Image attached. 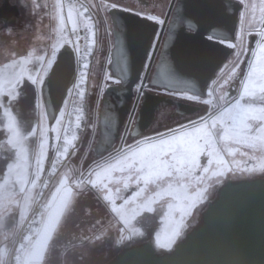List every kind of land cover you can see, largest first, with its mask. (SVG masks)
Returning <instances> with one entry per match:
<instances>
[{
	"label": "rangeland",
	"instance_id": "374dc122",
	"mask_svg": "<svg viewBox=\"0 0 264 264\" xmlns=\"http://www.w3.org/2000/svg\"><path fill=\"white\" fill-rule=\"evenodd\" d=\"M54 1L51 0L52 3ZM59 1L61 2V0ZM83 1L95 14L98 0ZM239 1L241 2V0ZM245 5H247L249 14L248 20L253 21L254 26L242 25L240 20L238 36L243 32L244 39L241 42L237 38L235 51L222 67L225 68L233 61L240 65L237 69V78L230 81L229 85H225L229 97L237 96V91L241 89L240 81L250 71V62L257 73L254 80L256 84L259 83L260 48L257 41L260 39L258 32L261 29L259 24L262 15L261 0H244L241 13L245 11ZM66 14L72 17L70 25L68 23L70 19ZM48 17L47 14H37L34 18V65L45 49H48L49 52L45 63L40 66L38 71L34 72V77H43V81L48 71H41L42 67L46 69V61L54 60L59 48L68 44V28L76 27L82 22L80 15L74 12L73 7H69L67 11L63 9L60 24H50ZM96 24L100 39L102 36L100 25L98 22ZM12 49L11 45L7 46L2 54L4 61L10 57ZM66 49L68 48L62 50ZM103 49V45L100 44L97 47L96 56L101 55ZM237 52L241 53L239 58L236 56ZM253 52L256 54L253 55ZM103 57L102 55L101 59ZM101 59L94 69L96 74L100 70L99 66L102 65ZM4 64L7 65L6 62ZM104 75L102 74V77ZM219 75H221L220 71L214 79H217ZM229 75H231V66L225 68L223 74L225 79ZM220 83H223V80ZM211 85L212 82L204 97L196 96L198 97L196 101L202 106L200 111L170 124L167 122L161 124L156 119L143 135L135 137L134 143L136 144L137 141L143 140L145 137H156L160 134H164V138L167 139L170 130L177 129L181 125H188L190 121L199 120L201 116H207L213 105L219 108L223 104L220 99L223 93L217 86L215 93L210 96ZM41 87L40 83L34 84V94L38 99V103L34 107L25 106L28 92L25 78L11 90L13 98L8 100V105L15 109L20 122H17L8 112L1 110L0 250L3 251L0 252V264H8L9 242L36 198L50 153L55 145L57 132L62 123L64 105H61L60 112L58 111L56 117H50L45 104L41 103ZM102 89L101 85L100 94ZM205 100L210 103H203ZM92 101L87 88L85 103L81 105L84 126L76 132L72 142V145H75L80 137V144L74 148L70 156L65 158L60 167V169L62 168L60 174H58L59 169L55 174L48 176L45 181V201L52 191L56 177L64 176L67 172H70V178H73V175L84 173L88 186L83 191L73 192L74 201L70 202L66 217L54 231L44 264H53L55 262L53 259L57 258L64 259L66 264L78 262H80L79 264H105L123 250L147 240L160 252L171 250L192 228L200 223L202 212L207 203L216 197L219 187L225 181L264 177V133H259L247 143L230 144L232 155H229L228 151H224L218 157L213 156L214 163L211 166L207 164L209 157L202 154L199 158L202 167L195 171L191 182H188L186 178L183 182L184 187L173 183V194H165L152 200L151 211H149L146 207L148 198L155 196V193L160 191L159 188L149 185L145 192L136 196L135 193L144 187L143 183L137 184L134 179H127L130 174L126 171L109 172L107 170L108 164H116L118 158L116 154H110L98 162L91 161L89 163L92 159L90 149L98 131L99 103L95 102L92 105ZM36 109L38 113L35 114ZM25 112L32 113L33 117L26 115ZM216 115H219V112ZM185 131L192 133L193 129L187 128ZM109 157L112 159L109 160ZM100 165H104V167H99ZM203 166H208L209 172L204 173ZM213 172L222 174L213 175ZM94 181L95 183H93ZM164 187L167 188L168 185H164ZM83 198L84 200H95V203L77 206L75 200L79 201ZM170 242L171 247L162 246Z\"/></svg>",
	"mask_w": 264,
	"mask_h": 264
},
{
	"label": "water",
	"instance_id": "95a60500",
	"mask_svg": "<svg viewBox=\"0 0 264 264\" xmlns=\"http://www.w3.org/2000/svg\"><path fill=\"white\" fill-rule=\"evenodd\" d=\"M172 3L173 0L170 7ZM241 7L239 0H176L147 85L204 95L233 51L210 37L233 41ZM108 13L113 26L109 70L118 82L103 88L97 137L91 147L95 158L123 144L131 120V102L135 107L140 97L134 94V85L141 77L157 28V23L129 11L110 8ZM64 48L69 50L74 74V54L69 44L59 49L49 71ZM144 76L147 78V71ZM160 102L175 103L187 112L199 109L198 105H179L171 97L144 91L131 137L151 124ZM105 264H264V177L225 181L216 197L207 203L200 223L172 250L157 253L147 240L123 250Z\"/></svg>",
	"mask_w": 264,
	"mask_h": 264
},
{
	"label": "snow or ice",
	"instance_id": "6c2138e0",
	"mask_svg": "<svg viewBox=\"0 0 264 264\" xmlns=\"http://www.w3.org/2000/svg\"><path fill=\"white\" fill-rule=\"evenodd\" d=\"M244 3V0H241ZM262 15L259 19L261 29L258 32L260 39L257 41L260 48V73L258 76L259 83L256 84L254 77L257 76L255 68L252 67L250 62V71L244 79L240 81L241 89L237 91L236 97H229L225 85H229L230 81L237 78V69L240 65L238 63L230 62L225 68L231 66V75L224 78L223 74L225 68L220 70L221 75L212 81L209 95H213L219 86L223 95L220 99L223 104L217 108L213 105L211 111L207 116H201L199 120L190 121L188 125H181L177 129H172L167 134V139L164 138V134H160L156 137H145L143 140L137 141L136 145L128 146L126 149L121 150L118 153L116 164H108L107 170L128 172L130 175L127 179H134L137 184L143 183L144 187L140 188L135 193L136 196L145 192L149 185H155L160 189L155 193V196L148 198V205L146 207L151 211L150 204L152 200L157 199L165 194L172 195V184H179L184 187L183 182L188 179L191 182V178L198 168H201L200 156L203 154L208 159V166L213 165V156H219L221 152L228 151L229 155H232V150L229 148L230 144L247 143L250 139L255 137L259 133H264V0H261ZM112 9L117 8V4H111ZM140 15V13H136ZM247 5H245V11L241 13V24H250L254 26L253 21L248 20ZM149 20L156 21L155 16L146 17ZM69 19L72 17L69 15ZM162 23V20L158 21ZM75 32V27H74ZM213 39L215 37H212ZM238 39L242 42L244 39L243 32L238 36ZM228 47L234 48L237 45L229 43ZM157 47L156 40H153V44L150 47L147 59L150 61L154 55ZM76 51L80 49L77 46ZM88 51H91L89 48ZM256 53L253 52V55ZM241 55L240 52L236 53L237 58ZM45 63V58H39ZM54 60L49 59L46 61L47 68L42 67L41 71H49ZM149 64H145V69L149 68ZM88 65L85 64L84 68L87 69ZM32 84L43 82V77H28ZM83 79V74L81 75ZM111 79L110 75H105V80ZM146 76L140 77V83L136 85L137 93L142 96L143 89L147 87L143 83ZM223 80V83H220ZM157 87L159 85H156ZM80 83L73 85V89L79 88ZM69 91H72L71 89ZM165 92L168 95L180 96L188 100H196L198 97L195 95H185L186 90L165 88ZM81 95L84 93L81 91ZM205 104H209L210 101H203ZM219 112V115L216 113ZM130 115H134L131 113ZM193 129L192 133H188L185 129ZM179 134V135H177ZM202 141V143H201ZM67 151V149L65 150ZM112 157H109L111 160ZM203 166V172H209V167ZM99 167H104L100 165ZM222 173L213 172V175H220ZM202 179V177H201ZM95 183V181L93 182ZM164 185H168L167 188ZM127 187V183L125 184ZM178 234V233H177ZM164 247H171V242ZM3 250H0L2 252Z\"/></svg>",
	"mask_w": 264,
	"mask_h": 264
},
{
	"label": "flooded vegetation",
	"instance_id": "af4514ba",
	"mask_svg": "<svg viewBox=\"0 0 264 264\" xmlns=\"http://www.w3.org/2000/svg\"><path fill=\"white\" fill-rule=\"evenodd\" d=\"M171 1L172 0H98L96 2L97 10H96V13L94 14V17H95L96 22H98L100 25V32L102 36H100L101 38L99 39V35H98L96 51H95V54H94V57L91 63L90 72L88 76L87 88H88L90 96L93 99L92 105L93 103L97 102L99 103V107H100L102 93L100 94L99 90H100L101 85H102V88H104L105 84L118 82L117 78L110 75V70H109V62L111 59V48L113 46V33H112L113 26H112L110 15L108 13V10L111 8V4L112 3L117 4L116 9L129 11L134 14L140 13L139 16H142V17L155 16L157 18L156 21L151 20L152 22L157 23V28H156V32L154 34L153 40H156L157 42V39L159 37L160 39H159V42L157 44V47L155 49L152 59L149 61L146 58L144 65H143L142 72H141V76H142L144 75L145 71H147V78L145 82H143L145 85H147L152 73L154 72L156 68L157 60L162 50V46H163L162 42L165 36V32L167 30V26L169 23L172 10L176 3V0H173L172 6L170 7ZM62 11H63V8L59 0L58 1L55 0L53 3L51 2V0H0V58H1L0 59V116L2 114L1 110L3 109L5 112H8L12 117H14L17 120V122H20L15 109L12 106L8 105L9 104L8 100L13 98V91H11L13 87L17 85L18 83H20L22 79L24 78L28 85V92H27V96L25 99V106L34 107L35 105H37L38 99L36 95L34 94V84H32L31 80H29L28 77L29 76L34 77V72L38 71L40 66L42 65V62L39 58L44 57L46 60L47 56L49 55V52H48V49H45L40 54L38 60L36 61L34 65V18L36 17L37 14L39 15L47 14L49 16L48 17L49 23L52 25L53 24L57 25L61 23ZM240 15H241V9L239 10L238 23H237V27L235 30V39L233 41H230L227 39H218V38H214V39L226 45L229 43L235 44L238 38V34H239L238 33L239 24L241 20ZM159 20H162L163 22L159 23L158 22ZM162 26H163V30L161 31ZM160 32H161V35H160ZM98 33H99V30H98ZM153 40H152V44H153ZM100 44L103 45L104 49L101 55L96 56L97 47ZM9 45L13 47L12 53L10 57L4 61L2 59V54L3 52H5V49ZM234 51H235V47L233 48V51L228 55V58ZM102 55L104 57L101 59ZM95 56H96V59L94 60ZM100 59L102 61L101 62L102 65L99 66L100 70H98L96 74L94 69H96L98 61ZM4 62H6L7 65H5ZM225 62L217 70L216 75L220 71V69L223 67ZM146 63L150 65L147 70L145 69ZM102 74L110 75L111 79H108L106 81L105 75L102 77ZM68 80H69V77L66 76L65 78L66 83ZM212 80L210 81L208 86L211 84ZM138 82H141L140 79L138 80ZM208 86L206 87V90L208 89ZM144 91L171 97L176 102H178L179 105L180 104L198 105L199 109L194 112H187L184 109V107L180 108L175 103L165 104V103L160 102L159 105L155 109V113H154L151 124L142 133H140L136 137L143 135V133L147 129H149L151 125H153L156 119H158L159 123L161 124H164L166 122L168 124L175 123L176 121L183 120V117H188L191 114L200 111L202 108V106L198 104V101L196 100H188L180 96H172V95L166 94L165 87L147 85V87L143 89V92ZM136 93L137 91L134 89V94L136 95ZM40 95L42 98L41 103L44 104V98L42 95V87L40 88ZM185 95H195V96H202V97L205 96V94L198 95V94L191 93L189 91H187ZM140 102H141V96L139 97V100L137 104L135 105V107L133 105V101L131 102L129 114L134 113V115H131L129 128L126 132L121 148L124 147L125 145H128V146L136 145L134 143L135 137L130 136V130L137 118L138 110L140 108ZM98 111H99V108H98ZM36 113H38L37 109H36L35 114ZM58 113L55 115V117L58 115ZM25 114L29 115L31 118L33 117V114L30 112L29 113L25 112ZM117 145H118V142L115 144L114 148H116ZM120 149L112 153H116ZM110 154H107V155H110ZM103 157L104 156H102L100 159H102Z\"/></svg>",
	"mask_w": 264,
	"mask_h": 264
},
{
	"label": "built area",
	"instance_id": "2783aa9c",
	"mask_svg": "<svg viewBox=\"0 0 264 264\" xmlns=\"http://www.w3.org/2000/svg\"><path fill=\"white\" fill-rule=\"evenodd\" d=\"M61 5L64 10L73 7L82 20L75 27V32L74 27H69L67 30L68 44L74 54V77L64 96L62 123L57 132L55 145L50 153L40 189L28 213L9 242L8 264H18L17 257H19V264H29L26 261V254L42 227L48 209V203L44 200L45 181L48 176L58 172L65 158L74 150L76 146L72 145V142L75 134L84 126L81 105L85 103L88 76L98 41V26L95 22L94 12L83 0H61ZM77 46L80 49L79 52L76 51ZM89 48L91 51H88ZM85 64L88 65L87 69L84 68ZM82 74L83 79H81ZM78 82L80 87L73 89V85ZM138 83L140 82L134 85L135 90ZM70 89L72 91H69ZM81 91L84 93L83 96ZM66 149L67 151H65ZM70 182L72 185L87 184L84 173L73 176L70 178Z\"/></svg>",
	"mask_w": 264,
	"mask_h": 264
},
{
	"label": "crops",
	"instance_id": "0c3cea01",
	"mask_svg": "<svg viewBox=\"0 0 264 264\" xmlns=\"http://www.w3.org/2000/svg\"><path fill=\"white\" fill-rule=\"evenodd\" d=\"M74 12H75V10H74ZM67 17H69V16L67 15ZM71 20H68L69 25L72 22ZM71 64H72V61L70 60V65H68V67L66 69V70H68V73H69V75H68L69 81H68V83L64 89L63 95L61 96L62 101L60 100V103H59L60 105L56 109L54 115L51 116L49 114L50 117H55V115L60 110V107H61L62 102L64 100V95H65V93H66V91H67V89H68V87H69V85H70V83L74 77ZM70 74H71V76H70ZM42 95L44 98V104L47 105L43 88H42ZM46 109L48 111L47 106H46ZM84 154H86V153H84ZM61 169H60L58 174H60ZM69 174H70V172H67V174L64 176H61V177L57 176L56 181L54 183V186L52 188V191L47 196L46 201L48 203V209H47L46 214H45L44 222L42 224V227H41L37 237L33 240L32 244H31V246H30V248L26 254V261L29 264H44L45 263L46 253H47L48 247L50 245V241L52 240V237L54 235V231L56 230V228H58L61 221L66 217V213H67L68 206H69L70 202L74 201L73 195H72L73 192L74 191L79 192V191H83V190L87 189L88 184L72 185L70 182ZM76 200H78V199L76 198ZM76 200H75V202H76L75 204L77 206H79L81 204H90V203L94 204L95 203V200H90V199L84 200V198L79 200V201H76ZM53 260L55 261L53 264H66L64 259L59 260L57 258V259H53ZM79 263L80 262H78L76 264H79Z\"/></svg>",
	"mask_w": 264,
	"mask_h": 264
},
{
	"label": "bare ground",
	"instance_id": "6f19581e",
	"mask_svg": "<svg viewBox=\"0 0 264 264\" xmlns=\"http://www.w3.org/2000/svg\"><path fill=\"white\" fill-rule=\"evenodd\" d=\"M68 65H70L69 50H62L53 69L45 76L43 90L48 112L51 116L54 115L56 109L58 108L61 96L63 95L64 89L69 81L68 80L67 83L65 81L66 76L68 77L69 75L68 70H66Z\"/></svg>",
	"mask_w": 264,
	"mask_h": 264
},
{
	"label": "trees",
	"instance_id": "16d2710c",
	"mask_svg": "<svg viewBox=\"0 0 264 264\" xmlns=\"http://www.w3.org/2000/svg\"><path fill=\"white\" fill-rule=\"evenodd\" d=\"M80 142V137H79V139H77V141L75 142V145L74 146H77L78 144H80L79 143ZM127 146L128 145H125L124 147H122L119 151H117L116 153H112V154H116L117 156H118V153L121 151V150H123V149H126L127 148ZM73 152V151H72ZM72 152L68 155V156H70L71 154H72ZM90 156L92 157V159L89 161V163L91 162V161H96V162H98V161H100V160H102V159H100V158H95V157H93V155H92V149H90ZM74 168V167H73ZM72 168V169H73ZM74 169H76V168H74ZM77 170V169H76ZM73 176H75V175H73ZM87 184H88V182H87ZM185 237V236H184ZM183 237V238H184ZM182 238V239H183ZM155 249H156V252L157 253H163V252H160L156 247H155ZM172 250V249H171ZM168 251H170V250H168ZM165 252H167V251H165Z\"/></svg>",
	"mask_w": 264,
	"mask_h": 264
},
{
	"label": "clouds",
	"instance_id": "9594fccd",
	"mask_svg": "<svg viewBox=\"0 0 264 264\" xmlns=\"http://www.w3.org/2000/svg\"><path fill=\"white\" fill-rule=\"evenodd\" d=\"M17 261H18V264H19V257H17Z\"/></svg>",
	"mask_w": 264,
	"mask_h": 264
}]
</instances>
